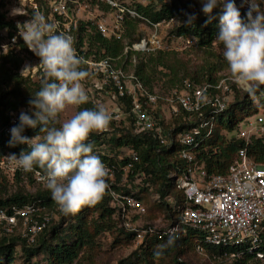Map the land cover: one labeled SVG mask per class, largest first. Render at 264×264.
Instances as JSON below:
<instances>
[{
  "label": "built area",
  "instance_id": "2783aa9c",
  "mask_svg": "<svg viewBox=\"0 0 264 264\" xmlns=\"http://www.w3.org/2000/svg\"><path fill=\"white\" fill-rule=\"evenodd\" d=\"M1 1L5 4V21L10 26L0 31V57L21 52L20 43H25L19 32L24 30L23 24L37 12L42 13L48 22L56 24L58 32L70 35L76 49L74 29L79 14L68 7L69 2L73 4L76 1ZM106 4L113 11L110 14L111 20L107 22L101 18L90 22L102 37L121 41L125 15L135 18L136 14L111 0ZM93 6L87 3L80 5L87 9L88 16L93 8L100 10L99 2ZM241 16L244 18L242 11ZM173 22L171 19L165 24H150L154 32L133 47L126 46L123 55L133 50L134 53L147 54L168 50V40L162 39L158 30L161 25ZM172 39L181 42L184 47L196 42L191 37ZM85 49L86 45L83 43L76 52L87 61L82 68L91 76L92 82L86 89L94 95L89 101L99 108L106 98L112 105V109L106 110L111 114L113 122H118L126 131L131 128L132 131L129 132L135 136H147L155 142L154 152L163 159L168 158L166 164L171 167L166 179L184 197L182 205H175L170 195L161 198L158 193L151 192L150 200L155 203L164 202L171 207L172 212L178 214V220L171 222L167 219L164 224L144 222L143 218L147 214L145 203L132 193H139L144 187L149 188L151 175L146 174L139 165L137 151L126 146L112 149L102 140L95 144H91L90 138L86 141L92 145L93 154L110 169L109 207L114 211L118 226L133 234L135 247L154 236L178 238L191 229L200 233V241L208 247L234 250L227 257L229 260L241 257L245 251H255L256 256L263 259V254L256 250L264 232V163L254 162L248 155V146L251 140L264 137V110L245 117L231 133L232 137L242 141L244 145L238 149L227 172L223 175L208 174L199 158L201 147L213 135L218 115L224 113L233 101L232 79H219L215 83L205 82L199 85L183 80L180 86L171 89L166 95H159L147 90L133 71L127 72L118 64L120 57L113 59L107 56H85ZM28 51L35 63L34 67L24 72L25 67L30 65L21 55L24 60L20 74L29 78L45 77L39 57L29 49ZM241 89L245 90L244 86ZM125 98L130 99L127 112L122 109ZM120 101L121 104H118ZM21 112L26 113V110L9 113L6 134L11 135V129L19 125ZM22 135L30 138L25 132ZM205 155L208 156V153ZM7 156L9 155L0 158V169L3 172L12 174L23 171L5 160L4 157ZM31 174L38 185L46 187L42 179L44 172L33 169ZM125 190L132 193H126ZM51 220L52 216L47 209L34 202L22 207L14 205L1 208L0 235L18 236L27 246H31L38 234L48 228ZM196 250L200 254L206 253L201 244H197Z\"/></svg>",
  "mask_w": 264,
  "mask_h": 264
},
{
  "label": "trees",
  "instance_id": "16d2710c",
  "mask_svg": "<svg viewBox=\"0 0 264 264\" xmlns=\"http://www.w3.org/2000/svg\"><path fill=\"white\" fill-rule=\"evenodd\" d=\"M146 1V5L136 3L131 7V10L136 14L135 18L125 15L124 33L121 41L102 37L90 21H78L74 29L77 38L76 49L79 50L85 43L87 48L85 56H107L113 59L120 57L118 64L125 69L126 64L131 65V57L135 53L127 52L123 55V51L126 46H130L134 41L133 36L138 24L140 22L149 25L165 24L173 19L177 23L170 30L172 37L194 38L196 42L192 46L202 50L207 57L213 56L211 50L219 34V16L221 14L219 7L213 10L211 14L213 19L208 22V17L203 13L202 8L192 11L188 3H182L178 0ZM4 6V2L0 0V31L10 26V23L5 21ZM99 8L104 12L112 10L106 3H99ZM191 15H194L196 19L189 24L187 21ZM125 39L129 41L126 43ZM20 49L21 52L29 54L26 45L20 43ZM142 55L136 63L131 65L133 67L132 71L150 92H154L153 81L156 80V74L167 78L165 86L168 87L166 89L168 92L180 86L183 80H189L199 85L205 82L215 83L220 79L216 76V62H205L203 69L192 71L186 68L185 65H179L175 59L176 53L171 51H157L151 54L142 53ZM23 60L24 58L19 52L2 56L0 62V158L13 153L19 156L22 151H29L27 145L15 144L10 146L11 135L5 133L9 123V113L29 107L32 96L35 97L36 92L41 88L42 81L31 82L20 74L19 70ZM159 68L165 72L159 71ZM231 93L233 96L232 103L224 113L218 115L213 135L201 147L202 151L199 158L208 174H225L234 161L238 149L244 145L242 141L235 139L234 136L231 141H226L222 132L233 133L245 117L264 110V86H260L254 95H250L247 91H241L235 84H232ZM118 104H121V101ZM82 107L83 109H97L91 101H88ZM129 107L130 99L125 98L122 101V109L127 112ZM80 109L81 107H79ZM117 131L111 134H108V132L91 133L89 136L91 144L102 140L112 149L126 146L136 150L140 157L139 165L146 174L151 175L149 179L150 187H144L136 194L130 192V190H125V192L132 193L144 201L147 208L145 217L151 218L152 221L157 219L159 214L171 222L177 221L178 214L172 212L171 207L164 202L155 203L150 200L152 192L158 193L161 198L170 195L175 205H182L184 202L183 195L166 179V174L171 168L170 165L166 164L168 158L163 159L154 152L155 142L151 138L135 136L129 131L123 132L120 130L119 133ZM24 132L30 138L39 134L41 137L44 135L40 133L39 127L36 129L26 127ZM205 153H208V156ZM248 155L256 163H264V137L251 140L248 146ZM34 170L44 172L38 165L34 166ZM22 173L29 175L34 180L31 172L16 171L8 174L1 169L0 178L11 177L18 182ZM33 202L43 205L47 209L55 205L51 192L47 188L33 195L19 189L10 195L0 197V209L14 205L22 207ZM73 219L74 223L67 225L65 228L61 224L51 227V221L48 228L38 234L31 246H27L18 236L1 234L0 264H12L15 260V249L19 245L27 261L38 256L39 253L45 252L48 264H73L79 258L83 249H91L95 238L103 232L116 231V243L128 244L133 242V234L118 226L114 211L109 207L108 195L93 207H83L80 212L73 216ZM200 240V233L191 229H188L184 235L178 238L154 236L144 241L128 258L120 260L117 264H166L167 260L173 264H186L178 261V253L180 254L184 248L195 251L197 244H201L206 253L220 258H227L231 252H234L230 249L208 247ZM256 251L263 254V259H259L255 251H245L241 257L231 259L230 264H264V232L261 244Z\"/></svg>",
  "mask_w": 264,
  "mask_h": 264
},
{
  "label": "clouds",
  "instance_id": "9594fccd",
  "mask_svg": "<svg viewBox=\"0 0 264 264\" xmlns=\"http://www.w3.org/2000/svg\"><path fill=\"white\" fill-rule=\"evenodd\" d=\"M202 5L208 22L213 19V10L220 8L216 40L223 45V57L234 80L254 95L264 86V12L252 0H241L240 7L247 5L248 9L244 18L235 0H202ZM195 19L191 15L187 22L191 24ZM23 29L19 35L39 57L45 78L29 101L31 115L21 112L19 125L11 129L10 146L27 145L29 151L4 159L25 172L38 165L44 170L42 179L59 211L75 215L109 194L110 169L93 154L92 145L86 141L93 132H107L112 116L104 107L85 108L60 122L61 114L89 101L83 82L90 73L82 68L87 61L78 56L73 38L58 32L57 25L48 22L42 13L37 12L26 21ZM30 69L26 66L24 72ZM26 127H39L43 138L40 134L33 138L22 135Z\"/></svg>",
  "mask_w": 264,
  "mask_h": 264
},
{
  "label": "rangeland",
  "instance_id": "374dc122",
  "mask_svg": "<svg viewBox=\"0 0 264 264\" xmlns=\"http://www.w3.org/2000/svg\"><path fill=\"white\" fill-rule=\"evenodd\" d=\"M76 1V3H68L69 9L74 10L76 13L79 14V17H77V21H98L101 18L107 20L109 22L111 20L110 14L113 13V11L109 12H104L100 10H93L91 11V15L88 16L87 9H83L80 7L83 3L89 4L91 7L95 5L97 2L99 3H107V1L110 0H73ZM115 2L116 4L120 5L121 7H125L127 9H132L131 7L135 5L136 3H141L143 5L147 4L146 0H111ZM181 1L182 3H188L189 7L192 8L193 10H198L202 8V0H178ZM253 3H255L258 6V10L260 12H264V0H252ZM236 5L241 9L244 14L247 12V8L240 7L241 5V0H235ZM94 7V6H93ZM78 11V12H77ZM80 11V12H79ZM245 17V15H244ZM176 21L171 23L170 25H161V27L158 30V35L162 39H165L167 41V44L169 45L168 50L164 52H173L176 53L175 59L179 65H185L186 68L195 71L199 69H203L205 62H216L217 66V77H220V79H232V84H235L241 91L246 92V90H242L241 87L243 85L238 84L229 69V66L227 62L225 61L223 57V45L219 43L217 40L213 44L211 53H213L212 57H207L203 53L202 50L197 49L195 46H189V47H184L181 42H176L172 41V35L170 34V30L174 25H176ZM154 32V29L151 25L146 24L145 22H140L136 28L135 35L133 36L134 41L129 47H133L136 43L140 42L142 39H147L152 33ZM126 43L129 41L127 39L124 40ZM178 43V44H177ZM87 51V48L85 49ZM134 52V50H133ZM23 57H25V60L28 62L27 64L30 65V68L34 67V61L30 57L29 54L25 52H20ZM5 56V55H2ZM0 57V62L1 58ZM142 53L136 52L135 54L132 55L131 57V65L136 63L137 59L139 57H142ZM130 64H126V71L131 72L133 67ZM159 71L162 69H158ZM165 72L164 70H162ZM24 77V76H23ZM31 82H41L45 77L42 76L41 79L38 77L35 78H29ZM156 80L153 81V90L155 93L159 95H166L168 89L166 85V77H162V75L156 74L155 76ZM91 76H89L83 83L84 87H86L91 83ZM87 95L89 99H92V95L94 93H89L88 90L86 89ZM233 97V96H232ZM104 103L102 104L101 107H104L105 109H112L111 102L108 101L106 98L103 100ZM81 109L83 110V107L80 106ZM21 109H25L26 113L31 115L30 111V106L29 107H24ZM79 108H70L68 109L65 113L61 114L58 117V120L60 122H63L66 119L71 118L72 115H74L76 112L80 111ZM34 118V117H33ZM111 120L110 125H109V130L107 131L108 134L115 133L116 130L118 131H126V129H122V127L119 126L118 122H113ZM122 125V123H121ZM56 127H59V124L55 125ZM117 131V133H119ZM129 131H132L131 128H129ZM93 133H98V132H93ZM222 135L226 141H231L232 140V135L227 134L226 132H222ZM43 138V136L41 137ZM22 190L25 193L28 194H35L38 191H43L46 189V187H42L41 185H38L29 175H26L22 173L19 176V181L17 182L15 178L11 177H4L0 178V197H4L6 195H10L14 193L17 190ZM47 209V208H46ZM47 212L51 214L52 216V223L51 227L61 224L63 228H65L67 225H70L71 223H74L73 216L74 215H64L59 211L58 205L55 203L52 207L47 209ZM144 222L147 223H157V224H164L167 219L164 216H161L160 214L158 215V218L152 221L151 218L149 217H144L143 218ZM117 232L116 231H106L101 234H99L94 241V245L92 248H87L83 249V251L80 253L79 258L74 261L73 264H117L120 260H123L125 258H128L134 251L135 249H138L139 246L135 247L134 243H116V238ZM52 241V240H50ZM14 257L15 260L12 264H48L47 262V254L45 252H41L38 254V256L34 257L31 260H28L23 256L22 250L20 245L16 247L15 252H14ZM179 262L186 263V264H230V260L227 258H220L216 256H212L211 254L208 253H203L200 254L193 249H187L184 248L182 252L179 254ZM166 264H173L169 262V260L166 261Z\"/></svg>",
  "mask_w": 264,
  "mask_h": 264
}]
</instances>
